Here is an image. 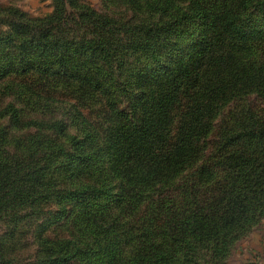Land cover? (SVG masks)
<instances>
[{"label":"trees","instance_id":"16d2710c","mask_svg":"<svg viewBox=\"0 0 264 264\" xmlns=\"http://www.w3.org/2000/svg\"><path fill=\"white\" fill-rule=\"evenodd\" d=\"M106 1L0 5V84L61 86L8 83L0 264H199L264 218V0Z\"/></svg>","mask_w":264,"mask_h":264},{"label":"rangeland","instance_id":"374dc122","mask_svg":"<svg viewBox=\"0 0 264 264\" xmlns=\"http://www.w3.org/2000/svg\"><path fill=\"white\" fill-rule=\"evenodd\" d=\"M83 1L98 11L114 9L116 13H121L119 10L120 8L118 9V6L109 4L106 0ZM0 5L3 7L19 8L20 10L26 12L30 18H44L52 13L55 8L54 0H0ZM122 11L125 10L123 9ZM2 28L6 29L5 27ZM9 77L4 79L0 84V109H2L4 104L13 99V96H11L9 100L7 99L9 96L6 97V93L9 91L8 83L11 82H27L33 84L34 86H40L38 90L48 91L49 93L55 95L60 94V83L29 77L28 75H11ZM56 111H59V109H56ZM89 116L95 117L94 114H89ZM26 136V131L20 127L12 129V135L8 142L10 151H18L23 149L28 143L25 140ZM57 208L58 207L56 204L51 205L52 211L57 210ZM5 229L4 223L0 222V235L4 233ZM35 229L36 228L33 227V231ZM67 232L68 231L65 229L60 228L56 229L55 231V233L58 235H63ZM34 233L32 232L27 236L25 241L26 244L20 245L21 248L19 253L24 257L22 258L21 264H28L31 261H34V258L31 256L33 253H35V249H37L33 239ZM127 249L128 254L135 250L131 247ZM71 264L87 263L83 260H78ZM185 264H190V262ZM199 264H264V218L247 235L237 240L224 257L216 259L205 257L199 261Z\"/></svg>","mask_w":264,"mask_h":264}]
</instances>
